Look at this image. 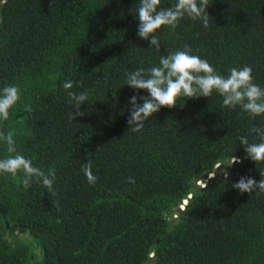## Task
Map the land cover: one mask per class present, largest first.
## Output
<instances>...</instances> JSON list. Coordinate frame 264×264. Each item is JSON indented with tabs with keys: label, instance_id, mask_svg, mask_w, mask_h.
Segmentation results:
<instances>
[{
	"label": "trees",
	"instance_id": "trees-1",
	"mask_svg": "<svg viewBox=\"0 0 264 264\" xmlns=\"http://www.w3.org/2000/svg\"><path fill=\"white\" fill-rule=\"evenodd\" d=\"M137 3L0 0V89H20L0 131L33 166L55 168L51 191L35 179L25 189L22 172L0 175V264H264V193L231 186L264 178L239 139L259 143L251 129H264V115L225 108L213 91L181 96L131 132L130 97L148 93L124 83L187 45L223 76L250 65L264 88V0H209L208 27L187 16L163 26L159 52L137 35ZM69 91L89 93L75 120ZM6 148L0 141V159ZM89 159L94 184L82 171ZM206 172L215 177L201 187Z\"/></svg>",
	"mask_w": 264,
	"mask_h": 264
},
{
	"label": "clouds",
	"instance_id": "clouds-1",
	"mask_svg": "<svg viewBox=\"0 0 264 264\" xmlns=\"http://www.w3.org/2000/svg\"><path fill=\"white\" fill-rule=\"evenodd\" d=\"M161 0H139L135 12L139 21L137 35L150 42V48L155 47L160 51L159 36L155 35L158 29L168 26L173 31L179 21L187 16L192 20H201L205 28L209 25V0H176L172 7L159 9ZM133 11V9H132ZM107 74L104 75L105 81ZM125 85L136 90H146L147 96L133 95L129 100L130 116L128 117V131L140 132L146 121L162 107L172 108L177 104V98L210 97L216 91L222 98V106L235 108L239 106L242 111L255 119L264 115V88L253 83L252 68L250 65L232 67L227 76L219 74L207 60L191 54V49L186 45L184 50L170 52L159 58V64L147 69L139 68L133 72L125 73ZM65 90L73 88L72 81L63 84ZM69 102L74 103L76 111L70 114L69 119L75 120L77 116L85 113L80 111L82 105L88 99L89 93L69 91ZM20 100V89L15 84L4 86L0 89V122L7 121L12 109ZM141 101V102H138ZM252 132L260 137L259 143H250L247 137L241 136L240 144L244 146L246 158L257 163L264 162V129L253 127ZM0 141H3L9 154L0 159V175L8 174L16 177L23 173L21 183L25 189L31 186L33 179L42 183L49 191L52 190L55 180V168H49L47 173L33 166L30 159L19 154L16 150L12 132L5 134L0 131ZM234 156L232 163H236ZM82 171L90 184H94L96 177L92 173V162L89 159L83 163ZM264 177V172H260ZM227 179V173H225ZM129 183H135L133 178ZM232 188L240 193H252L257 195L264 193V178L259 182L250 176L240 177L233 183Z\"/></svg>",
	"mask_w": 264,
	"mask_h": 264
},
{
	"label": "water",
	"instance_id": "water-1",
	"mask_svg": "<svg viewBox=\"0 0 264 264\" xmlns=\"http://www.w3.org/2000/svg\"><path fill=\"white\" fill-rule=\"evenodd\" d=\"M232 161H233V159H228V160H226V162L225 163H227V164H236L239 160H237V162L236 163H232ZM220 168V165H218L217 167H216V169H219ZM210 173H212V172H206L204 175H203V177L205 178V179H207V178H214L215 176L214 175H210ZM213 174V173H212ZM223 175V173L221 174V176ZM190 197V196H189ZM187 201H188V199H185V200H182L181 202H180V205L178 206V207H175V208H173V210H175L176 212H180V211H182L184 208H185V206H186V203H187ZM175 218H176V215L174 214V216H173V218L171 219V224H173L174 223V221H175ZM5 226H6V232H5V235H6V237L8 238V240L10 241V237H9V224H8V222L6 221L5 222ZM154 255H152L151 256V261H150V264H153V260H154Z\"/></svg>",
	"mask_w": 264,
	"mask_h": 264
},
{
	"label": "built area",
	"instance_id": "built-area-1",
	"mask_svg": "<svg viewBox=\"0 0 264 264\" xmlns=\"http://www.w3.org/2000/svg\"><path fill=\"white\" fill-rule=\"evenodd\" d=\"M210 175H212V174H210ZM206 180L207 179H205V178L203 180H199V181H197V184L200 185L201 187H204Z\"/></svg>",
	"mask_w": 264,
	"mask_h": 264
},
{
	"label": "rangeland",
	"instance_id": "rangeland-1",
	"mask_svg": "<svg viewBox=\"0 0 264 264\" xmlns=\"http://www.w3.org/2000/svg\"><path fill=\"white\" fill-rule=\"evenodd\" d=\"M221 170H222V168H221ZM222 173L224 174V172H223V171H222ZM222 173H221V174H222ZM210 174H212V173H210ZM212 175H213V174H212Z\"/></svg>",
	"mask_w": 264,
	"mask_h": 264
}]
</instances>
